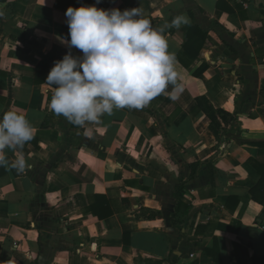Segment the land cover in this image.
I'll return each instance as SVG.
<instances>
[{"label":"crops","instance_id":"1","mask_svg":"<svg viewBox=\"0 0 264 264\" xmlns=\"http://www.w3.org/2000/svg\"><path fill=\"white\" fill-rule=\"evenodd\" d=\"M94 4L0 0V118L22 112L36 129L22 150H5L31 168L0 167V264H262L251 160L264 166V0H100L139 7L176 59L190 28L206 38L194 37L201 53L189 68L177 60V99L169 86L144 108L77 127L49 107L54 62L38 83L36 69L69 52L67 8ZM180 15L189 23L167 26ZM199 98L230 115L217 117L218 135ZM96 196L114 215L85 213Z\"/></svg>","mask_w":264,"mask_h":264},{"label":"clouds","instance_id":"2","mask_svg":"<svg viewBox=\"0 0 264 264\" xmlns=\"http://www.w3.org/2000/svg\"><path fill=\"white\" fill-rule=\"evenodd\" d=\"M65 16L70 39L63 43L69 52L54 63L45 82L54 88L49 107L57 116L77 127L99 124L114 110L146 107L169 86L173 100L183 91L176 55L169 50L164 29L154 28L139 7L121 11L95 4L70 6ZM187 23L188 18L180 15L167 26L179 29ZM73 48L82 56H73ZM35 132L24 113H4L0 118V167L18 173L30 169L23 154L10 162L5 150H22Z\"/></svg>","mask_w":264,"mask_h":264},{"label":"trees","instance_id":"3","mask_svg":"<svg viewBox=\"0 0 264 264\" xmlns=\"http://www.w3.org/2000/svg\"><path fill=\"white\" fill-rule=\"evenodd\" d=\"M92 3H96V1L90 0ZM99 8L106 9V5L99 4ZM64 37L66 39H70L69 36V28H64ZM196 37V39L199 41H204L206 38V34H204L202 31L199 30L197 27H192L189 29L187 33V38L186 42L183 46L182 52H180L177 55V60L186 68H189L190 65L193 63V61L200 56L201 53V48L198 46H195L193 39ZM52 55L51 53L44 58L39 65L37 66L36 69V83H38L39 76L47 69V60H52L54 63L58 60H61L62 57H56L54 60L51 59ZM203 71V68L198 70L195 74L196 76L201 75ZM197 105L199 109H201L207 117L211 120L212 125L211 129L214 132L215 135H218V130H219V125L217 122V117L220 116L224 120H228L230 115L225 112L224 110H216L212 104L209 102L207 98H199L197 99ZM35 144L37 145V141H34ZM252 166L257 170L259 175L262 177V181L258 184V186L254 189H252L251 194L253 196V199L260 202L264 203V197H259L260 192L264 190V166L258 164L257 162L251 160ZM96 199L92 201L87 208H85V213L87 214H92L100 219H105L108 217H111L114 215L115 211L113 208V204L111 201H107L105 197L101 196H96ZM116 210V208H115ZM262 264H264V259L260 260ZM241 263V261L239 262ZM243 264V263H242Z\"/></svg>","mask_w":264,"mask_h":264}]
</instances>
